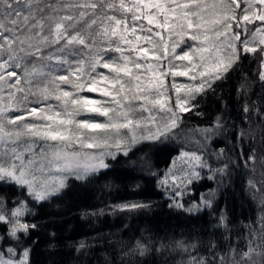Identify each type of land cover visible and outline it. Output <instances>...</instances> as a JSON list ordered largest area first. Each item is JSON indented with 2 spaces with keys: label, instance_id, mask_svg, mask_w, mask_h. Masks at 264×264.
<instances>
[{
  "label": "snow or ice",
  "instance_id": "1",
  "mask_svg": "<svg viewBox=\"0 0 264 264\" xmlns=\"http://www.w3.org/2000/svg\"><path fill=\"white\" fill-rule=\"evenodd\" d=\"M250 56L258 60L255 81L242 71ZM237 73L248 127L232 125L233 149L210 151V141L229 130L224 111L204 128L189 123L206 115L209 99H223L220 90ZM173 141L181 151L158 181L170 191V209L216 213L243 161L245 191L259 197L261 215L245 225L240 245L205 246L199 236L155 246L137 239L103 264H148L153 254L176 256L170 264H264V0H0V264H32L39 228L27 219L31 204L9 207L5 193L48 202L72 181L91 183L121 161L155 175L148 152ZM205 179L216 187L185 201ZM151 207L127 201L108 211L131 216ZM215 219L216 229L230 232L226 213ZM49 235L54 255L57 234ZM92 247L79 241L73 250L91 264Z\"/></svg>",
  "mask_w": 264,
  "mask_h": 264
},
{
  "label": "trees",
  "instance_id": "2",
  "mask_svg": "<svg viewBox=\"0 0 264 264\" xmlns=\"http://www.w3.org/2000/svg\"><path fill=\"white\" fill-rule=\"evenodd\" d=\"M258 56L259 53L256 54V57ZM242 71L255 81L254 73L259 71L258 60L250 56L244 61ZM242 81L243 76L240 73L232 75L231 80L218 94L223 99H209L202 109L206 115L203 118L198 116L191 118L189 127L204 128L217 114L224 111L229 122V130L210 141V151H218L221 148L233 149L236 130L232 125L248 127L244 123V114L241 111L242 100L237 94ZM255 87L258 88V85ZM188 115L191 116V113ZM255 123L256 120L253 118V127ZM190 135L198 134L193 132ZM247 147L246 141L244 148ZM256 147L259 150L258 134ZM181 148V143L173 141L160 144L148 152L152 172L155 175L149 174L147 170H141L138 164L134 168L121 161L120 164L107 170L106 175L98 176L91 183L72 181V186L63 196L48 202L32 203L31 198L26 197L25 194L5 193L9 207H13L20 200H26L34 209V215L27 217L31 223L39 225L31 236V240L35 241L32 245L34 249L31 256L32 264H83L85 258L80 257L73 250V246L79 241H85L93 246L92 254L86 258L91 264H103L104 257L114 256L120 245H130L137 239H150L153 241V246L160 240L167 242L172 238L188 239L194 236H199L205 246L209 240L222 247L227 246L229 242L242 244L245 225L261 215L258 199L253 201L245 191L247 174L243 161H240V166L235 168L229 187L221 190L222 195L217 200V212L212 215L204 212L199 217H189L168 207L170 193L158 183ZM229 154L236 159L239 156V149L232 150ZM140 155L137 153L132 159L137 160ZM210 162L214 166L217 164L215 157H211ZM203 171L206 172L207 169ZM137 185L139 189H136ZM209 187L215 188L216 185L206 179L197 182L194 192L185 195L184 200L188 201L191 195H195L198 200L200 194L206 192ZM127 201H143L150 203L152 207L142 214L131 216L108 211L110 206ZM100 209H104L105 213L84 217L86 212H99ZM221 212L229 217L230 232L228 233L214 227L215 217ZM51 232H56L58 241L54 255L49 248ZM225 236L228 238L226 239ZM176 258L174 255L153 254L147 260L148 264H165V260L170 264Z\"/></svg>",
  "mask_w": 264,
  "mask_h": 264
},
{
  "label": "rangeland",
  "instance_id": "3",
  "mask_svg": "<svg viewBox=\"0 0 264 264\" xmlns=\"http://www.w3.org/2000/svg\"><path fill=\"white\" fill-rule=\"evenodd\" d=\"M189 43H191V41H189ZM182 47H183V46H182ZM177 51H180V49H177ZM176 79H177L178 82L186 80L185 77H177ZM90 95H94V94H90ZM190 147H191V146H190ZM178 156H179V154H178L175 158H177ZM177 164H179V161H178V160H177ZM171 165H172V164H171ZM171 165H170V167H171ZM170 167H169V168H170ZM169 168L166 170V172L169 170ZM166 172H165V173H166ZM165 173H163V176H164ZM163 176H162V179H163ZM168 192L170 193V191H168ZM258 199H259V197H258ZM25 201H26V200H25Z\"/></svg>",
  "mask_w": 264,
  "mask_h": 264
}]
</instances>
